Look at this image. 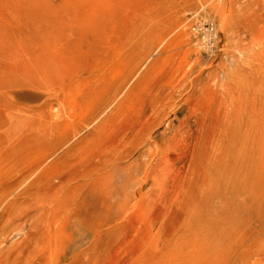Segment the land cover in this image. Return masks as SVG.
<instances>
[{
    "label": "rangeland",
    "instance_id": "1",
    "mask_svg": "<svg viewBox=\"0 0 264 264\" xmlns=\"http://www.w3.org/2000/svg\"><path fill=\"white\" fill-rule=\"evenodd\" d=\"M156 100L148 151L250 107L255 173L104 163ZM1 262L264 264V0H0Z\"/></svg>",
    "mask_w": 264,
    "mask_h": 264
},
{
    "label": "bare ground",
    "instance_id": "2",
    "mask_svg": "<svg viewBox=\"0 0 264 264\" xmlns=\"http://www.w3.org/2000/svg\"><path fill=\"white\" fill-rule=\"evenodd\" d=\"M159 106V101H153L148 105V111L143 110L135 122L118 126L116 139L109 147L106 159L102 161L110 164L116 159H128L137 151L143 156L149 155V166L143 170V175L145 179L152 180L153 184L168 177L171 167L178 162L194 168L196 182L207 178L210 171L208 167L217 169L220 162L226 159L228 163L234 159L242 168L243 176L255 173L260 130L250 107L240 106L239 114L234 117H230L229 112L225 110L213 113L210 118L205 115H193L184 123L180 132L170 136L164 144L148 151L145 148L148 138L143 136V132L152 115L159 111ZM184 108L191 110L192 106H179L175 113Z\"/></svg>",
    "mask_w": 264,
    "mask_h": 264
}]
</instances>
